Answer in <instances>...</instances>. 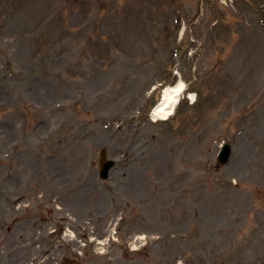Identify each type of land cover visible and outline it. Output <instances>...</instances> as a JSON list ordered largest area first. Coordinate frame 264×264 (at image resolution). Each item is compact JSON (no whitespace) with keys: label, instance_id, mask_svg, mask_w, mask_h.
I'll list each match as a JSON object with an SVG mask.
<instances>
[{"label":"rangeland","instance_id":"374dc122","mask_svg":"<svg viewBox=\"0 0 264 264\" xmlns=\"http://www.w3.org/2000/svg\"><path fill=\"white\" fill-rule=\"evenodd\" d=\"M0 264H264V0H0Z\"/></svg>","mask_w":264,"mask_h":264},{"label":"bare ground","instance_id":"6f19581e","mask_svg":"<svg viewBox=\"0 0 264 264\" xmlns=\"http://www.w3.org/2000/svg\"><path fill=\"white\" fill-rule=\"evenodd\" d=\"M185 86L183 83H179L175 86H169L164 89L162 98L158 106L154 109L152 117L155 121L167 120L172 114L174 109L181 100ZM193 98V95L190 96Z\"/></svg>","mask_w":264,"mask_h":264},{"label":"water","instance_id":"95a60500","mask_svg":"<svg viewBox=\"0 0 264 264\" xmlns=\"http://www.w3.org/2000/svg\"><path fill=\"white\" fill-rule=\"evenodd\" d=\"M229 145H226L225 146V149L222 150L221 152V155H220V158H219V161L221 163H225L228 161V158L230 157V153H231V149H229ZM103 155V161H102V166H103V171H102V177L103 178H107L108 177V172H109V169L112 167V164L113 162H108L106 163V158H105V155L104 153L102 154Z\"/></svg>","mask_w":264,"mask_h":264}]
</instances>
